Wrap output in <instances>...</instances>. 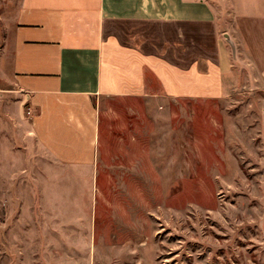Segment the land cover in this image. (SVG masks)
Here are the masks:
<instances>
[{"label": "rangeland", "instance_id": "rangeland-1", "mask_svg": "<svg viewBox=\"0 0 264 264\" xmlns=\"http://www.w3.org/2000/svg\"><path fill=\"white\" fill-rule=\"evenodd\" d=\"M22 1L0 0V264H264V49L232 24L259 0H207L234 58L221 97H94L90 167L30 131L11 67Z\"/></svg>", "mask_w": 264, "mask_h": 264}, {"label": "crops", "instance_id": "crops-1", "mask_svg": "<svg viewBox=\"0 0 264 264\" xmlns=\"http://www.w3.org/2000/svg\"><path fill=\"white\" fill-rule=\"evenodd\" d=\"M239 9L233 26L249 43L256 27L264 49V3ZM229 41L207 0H23L12 81L39 146L60 163L90 167L100 136L94 97L219 98L233 74Z\"/></svg>", "mask_w": 264, "mask_h": 264}]
</instances>
